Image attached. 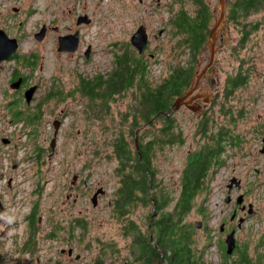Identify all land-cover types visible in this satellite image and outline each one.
<instances>
[{
	"label": "rangeland",
	"instance_id": "374dc122",
	"mask_svg": "<svg viewBox=\"0 0 264 264\" xmlns=\"http://www.w3.org/2000/svg\"><path fill=\"white\" fill-rule=\"evenodd\" d=\"M135 2L136 0H87V11L92 17V23L82 26L81 30L84 40L94 39L96 44L92 63L84 65L75 57L73 60L66 56L58 57L59 52L55 48H46L41 52L42 58L35 67L39 73L34 75V79L41 84L40 89L34 93L35 99L45 95L56 79L59 80L56 83L58 86L64 90L70 89L72 93L77 87L78 68L85 74L99 71L104 76L108 75L112 71V49L116 52L120 50L124 41L129 39V32L135 30L139 21L150 25L152 30L163 26L159 25L162 20L157 13L144 11L143 6L135 5ZM174 6L177 7L178 4ZM158 12L165 20V10ZM259 33V38L251 45L252 49L239 53L254 58V62L245 64L244 61L241 62L243 58L233 56L230 64L220 63L213 68L215 88L221 87L226 77L237 73L240 66H251L254 74L251 78L247 77L246 89L238 86L232 90L235 97L231 101L236 107L246 105L245 116L237 118L235 124L231 123L230 117L226 127L239 132L240 140L227 146L223 154L226 165L215 171L213 178L209 180L208 192L196 198L194 208L186 217L188 222L202 221L201 227H195L198 248L204 246L206 235L210 236L209 243L200 254L204 264H235L234 257L232 260L223 257L225 247L222 240L225 235L221 234L218 226L224 218L228 219L229 211L233 209L230 204L239 193L244 195L245 204L251 203L254 210L260 211L257 214L253 211L243 219L236 235L234 255H239V251L245 247L248 255L264 253L261 248L264 247V238L260 236L264 229V152H259L261 138L264 136V28ZM167 37L164 36L162 47L150 51L156 52L160 57L161 49L165 48L167 51L169 48L170 41L166 42ZM28 43L29 37H25L22 44ZM12 65V62L7 63L0 70V175L3 174V178H0V199L3 204L0 211V264H12L10 256L16 253L25 233L24 215L32 210L33 204L38 225L35 236L38 257L34 256V264H126L132 236L123 225L124 220L122 222V218L114 211L116 193L121 183L118 169L120 163L117 158L106 155L113 149L112 137L118 132L116 122L131 97H128L126 91L120 94L118 102L99 110L98 115L104 119L99 120L94 117L88 106L89 99L84 95L76 92L57 100L46 94L45 99L41 100L43 105L40 102L37 104L43 111L39 115L34 114L35 121L27 123L25 115L32 116L30 111H20L21 117L14 114L19 119H14L12 115L20 108L31 106L21 101H10L11 96L3 94L2 87ZM163 69L158 62L152 67L154 75H158ZM196 75L192 90L201 80L202 75L199 78ZM204 85L205 81L201 82L197 92H201ZM203 91L207 92L208 89ZM56 116L61 124L57 130L54 150L50 154L49 141L54 130L52 120ZM184 116L183 111L175 114L187 142L177 144L173 149H166L165 153L161 148L154 150L151 158L154 175L146 180L148 193L155 186L171 192L173 196L178 195L180 162L186 147L193 145L189 135L192 123L199 118ZM219 118L223 120V117ZM159 124L156 122L157 127ZM142 130H137L139 136ZM124 134L133 147L135 131L133 134L124 130ZM2 137L9 142H2ZM74 174L79 182L75 187L70 183ZM233 177L241 180V187L232 188L229 193L231 201L226 203V189ZM9 178L10 183L7 184L6 179ZM40 183H43L41 192L38 187ZM98 187L104 192L97 193L96 204L93 205L90 199ZM199 204L205 205L203 216L196 208ZM130 211L128 217L135 221L140 230L145 231L148 218L153 213L152 205L133 203ZM244 212L247 211L236 213L235 219L239 215L243 216ZM29 224L32 227L36 225L34 220L32 223L29 220ZM63 226L69 232L68 246L72 248V252L70 255H58L60 260H54L53 255H49L50 252L55 247L56 251L60 247H67L65 242H61L63 231L58 230ZM55 236L61 241L56 240ZM260 241H263V245L257 247L256 244ZM225 254L224 256H228V253ZM76 255L78 257L75 258Z\"/></svg>",
	"mask_w": 264,
	"mask_h": 264
},
{
	"label": "trees",
	"instance_id": "16d2710c",
	"mask_svg": "<svg viewBox=\"0 0 264 264\" xmlns=\"http://www.w3.org/2000/svg\"><path fill=\"white\" fill-rule=\"evenodd\" d=\"M264 0H249L247 6L255 4V8L262 7ZM188 44H191V35H185ZM236 58L239 53H233ZM129 52L117 60V67L106 76L100 74L94 80L85 83L77 79L76 89L70 93V89L64 90L55 82L53 89L48 92L49 97L65 99L76 92L89 99L88 106L94 113V117L102 119L98 112L103 108L118 102L119 95L125 91L131 99L126 103L123 112L119 115L118 132L113 135V149L107 157H115L120 163L119 172L121 183L117 189L115 199V213L124 220V226L132 236V246L129 260L126 264H204L201 253L205 245L209 243V235L202 248L197 247L195 224L186 220L187 215L195 206V200L200 194L208 192L209 180L213 178L215 171L226 165L223 156L227 146L236 144L241 134L226 127L230 121L235 124L237 118L245 116V107H236L231 101L235 97L232 92L236 87H246L247 77L252 67H239L234 75L226 77L220 91L218 102L221 106L219 114L204 115L197 118L190 132L192 147H186L180 162L178 183V195L153 186L148 193L147 177L153 176L151 158L155 149H173L177 144H185L187 138L183 128L175 123V118L166 112L170 111V103L175 96L184 92L194 76V67L167 68L169 70L166 79V70L163 69L158 75L153 74L152 67L140 65L128 57ZM244 59V57H243ZM249 59L245 63L248 62ZM153 65V66H152ZM165 81H167L165 83ZM246 97L244 96V99ZM45 97L42 99L44 100ZM12 101V100H10ZM174 101V100H173ZM226 101L229 109L224 110ZM40 103L43 105V101ZM14 106L13 102H10ZM87 107V104H86ZM234 107L237 109L234 111ZM38 108V107H37ZM20 112H14L13 118L19 119ZM39 115L40 113L34 112ZM219 117H223V120ZM34 115H25L27 123H32ZM116 120V119H115ZM114 120V121H115ZM35 121V120H34ZM159 122V127L156 126ZM140 128L138 133V148L129 144L124 130L133 132ZM229 155V154H227ZM169 158V156H167ZM150 179V178H149ZM43 183L39 184V192L43 189ZM150 203L153 213L148 218L146 230H140L135 221L131 219L130 207L133 203ZM198 212L203 216L205 205H197ZM34 204L32 205L29 220H34V246L38 228L35 218ZM195 235V237H194ZM151 236V239H150ZM37 238V237H36ZM263 241L257 242L256 246H262ZM240 255H248L246 247L239 251ZM38 255V253H37ZM36 255V256H37ZM226 255L223 253V257ZM263 256L264 253L261 252ZM38 257V256H37Z\"/></svg>",
	"mask_w": 264,
	"mask_h": 264
},
{
	"label": "flooded vegetation",
	"instance_id": "af4514ba",
	"mask_svg": "<svg viewBox=\"0 0 264 264\" xmlns=\"http://www.w3.org/2000/svg\"><path fill=\"white\" fill-rule=\"evenodd\" d=\"M248 1L249 0H136L134 4L142 5L144 11L157 13L158 18L162 20L159 22V25L163 24V26L152 30L150 25L144 21H139L135 30L140 25H144L146 33V43L142 51H138L131 43L130 38L135 31L131 30L129 32V39L124 41L120 50L116 52L112 49V70L114 67H117V60H119L126 51L129 52L128 57L130 59L132 58L134 62L136 61L144 67L149 66L150 63L154 61H156V63L158 62L164 69L169 67L179 69L180 67L192 66L195 69V76L207 66L205 72L200 77L201 80L199 79L200 81H198L193 90L192 85L195 80L194 76L187 89L184 90L183 93L175 96V98L182 97L178 108L173 107L174 98L169 105L170 111L166 112V115L170 114L175 118L174 122L180 124L175 117L178 111H183L184 117L187 115L188 117H201L203 114H219L221 106L218 99L220 98L222 86L215 88V81L212 77L213 68L220 63L230 64L233 56L236 58V55L233 53L251 50V45L255 39L259 38V32L264 28V5L255 8V4L247 6ZM175 4H178V6L175 7ZM162 9L165 10V20L162 19V14L158 12V10ZM88 18L90 19L88 23L91 24L92 17L87 11V0H0V47L2 43L6 41V37L15 38L17 41L16 50L12 52L8 58L0 62V70H2L7 63L12 62L14 64L11 66L8 77L2 87L3 94L10 95L11 97L9 100L13 102L21 101L25 103V105L31 106V108H20L16 112H24V110H27L30 111L33 116L34 112L38 114L43 111V109L37 108L38 102L53 89L54 82L58 83L59 80L56 79L50 84L45 95L35 99L34 93L41 87L39 80L34 79V75L39 73L35 67L36 63L42 58V51L46 48H55L56 50L59 37L72 34L77 35L78 42L77 48L74 51L59 52L57 53L58 57L66 56L70 60H73L75 57L84 65L92 63L96 44L94 43V39H83L81 27L88 23H78V19ZM95 32H97V30ZM37 33H41L42 36L40 39L35 38ZM188 34L191 35L190 45L188 44V38L185 37V35ZM164 36H168L166 42L170 41V44L167 51H165V48L161 49L162 52H160L159 57L156 52H151L150 50L162 47ZM25 37H29L30 43L22 44V40ZM152 42L155 43L153 47L150 48ZM239 57H244L241 62L247 59L250 60L247 63L254 62V58L252 57H246L244 55H239ZM76 64H74V66ZM246 67L249 68L251 66L247 65ZM40 69L41 66L39 65V70ZM68 69L67 67V70ZM71 71H74V68H71ZM78 72L82 83L94 80L101 74L99 71L85 74V72H82L79 68ZM168 74L169 70L167 69L166 79H168ZM253 74L254 72H251L249 78H251ZM208 79L209 82H207ZM203 81H205L204 88H201V92H197V89L201 86V82ZM166 82L167 81H165V83ZM34 85H36V89L33 91L30 101L27 102L26 99H24V91ZM203 89H208V91L205 92ZM189 90L191 91L186 94ZM128 96H130V94H128ZM251 101L253 102L252 99ZM223 108L224 110L229 109L228 101H226ZM53 119H59V117L56 116ZM190 119L192 120V118ZM189 137L191 138V134ZM0 178H3V174L0 175ZM76 178L77 175L70 181L73 187L79 184ZM6 181L7 184H9L10 178L9 180L6 179ZM84 185H86L85 182ZM232 188H227L226 192L229 194ZM68 195L69 194L66 196L67 198ZM235 199H233V203L230 204L233 209H230L228 219L224 218L218 226V230L225 236L231 230H235V246L232 252L226 257L229 260H232L231 258L234 257V259L237 260L234 261L235 264L237 262H239V264H264V257L262 255H234L237 245L236 235L242 224L241 222L238 227V218L242 217L243 221L246 215H248V213L244 212L243 216L239 215V217L235 219L236 213L239 214L240 211H246V207L242 209L243 204H245L244 195L240 204L236 203ZM245 206H247V204H245ZM2 207L3 204L0 199V211ZM253 211L257 214L260 209H253ZM30 212L31 210L24 215L25 233L16 253L10 256L12 264H34V256L37 255V251L34 246V227L29 224L28 219ZM58 230L63 231V240L61 241L58 236H55L56 240L59 239L61 242H65L67 247H60L58 251H56L55 247L49 254L53 255L54 260H60L58 255H70V253L67 252L69 248V232L64 226L60 227ZM260 236L264 238V229L261 230ZM224 238L225 237H223L222 243L225 247ZM261 248L264 250V247ZM59 264L66 263L60 262Z\"/></svg>",
	"mask_w": 264,
	"mask_h": 264
},
{
	"label": "water",
	"instance_id": "95a60500",
	"mask_svg": "<svg viewBox=\"0 0 264 264\" xmlns=\"http://www.w3.org/2000/svg\"><path fill=\"white\" fill-rule=\"evenodd\" d=\"M90 21V19H78V23L79 22H86L88 23ZM144 25H140L131 35V43L134 45L135 48L138 49V51H142L145 43H146V33H145V30H144ZM41 33H37L35 38L36 39H40L41 38ZM77 35H65V36H62V37H59L58 38V43H57V48L56 50L58 52H67V51H74L76 48H77ZM211 43V41H210ZM16 47H17V41L15 38H9V37H6V41H4L0 47V62L6 58H8L10 56V54L12 52H14L16 50ZM213 57V55H212ZM211 57V59H212ZM207 67V66H206ZM206 67H204L197 75L196 77L199 78L200 75H202L204 73V71L206 70ZM13 85V84H12ZM36 89V85L34 86H31L29 88H27L25 91H24V99H26L27 102L30 101L31 99V96L33 94V91H35ZM191 90L187 91L186 94H188ZM182 97H176L173 101V107L174 108H178V105H179V102H180V99ZM52 125H53V136L52 138L50 139L49 141V147H50V154H52L53 150H54V147H55V141H56V134H57V130H58V127L60 125V120L59 119H54L52 121ZM138 130V129H137ZM135 130V138H134V145L136 147V149L138 148V131ZM2 142L4 143H7L9 142L8 139H6L5 137H2L1 138ZM261 148H260V152H264V136L261 138ZM75 178V174L73 175V179ZM233 184V185H232ZM236 187L237 189H240L241 187V180L238 179L237 177H233L230 181V184L228 185L229 188H232V187ZM228 188V189H229ZM101 192H104V190L101 188V187H98L96 189V191L93 193V195L91 196V202L93 205L96 204V200H97V193H101ZM226 202H229L230 201V195L228 194L225 199H224ZM243 200V194L242 193H239L237 196H236V202L238 204H240ZM245 204L242 206V209H245ZM246 211L248 213H252L253 211V207H252V204L251 203H248L247 204V209ZM242 222V217L239 218V221H238V227L240 226ZM194 224L196 225V227H200L201 226V220H195L194 221ZM234 233H235V230H231L229 233H227V235L225 236V239H224V242H225V252L230 254L235 246V237H234ZM150 239H151V236H150ZM72 251V248H69L68 249V253H71ZM78 257V255L75 256V258Z\"/></svg>",
	"mask_w": 264,
	"mask_h": 264
},
{
	"label": "clouds",
	"instance_id": "9594fccd",
	"mask_svg": "<svg viewBox=\"0 0 264 264\" xmlns=\"http://www.w3.org/2000/svg\"><path fill=\"white\" fill-rule=\"evenodd\" d=\"M9 222H11V220L9 219Z\"/></svg>",
	"mask_w": 264,
	"mask_h": 264
}]
</instances>
